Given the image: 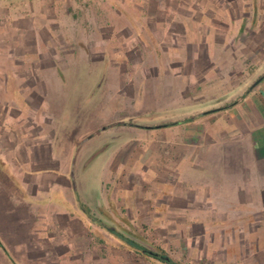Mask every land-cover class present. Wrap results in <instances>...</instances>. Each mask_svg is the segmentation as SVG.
<instances>
[{
  "label": "crops",
  "instance_id": "crops-1",
  "mask_svg": "<svg viewBox=\"0 0 264 264\" xmlns=\"http://www.w3.org/2000/svg\"><path fill=\"white\" fill-rule=\"evenodd\" d=\"M93 1L95 10L80 12L76 0H0V264L87 253L104 235L124 239L114 229L131 227V192L104 187L115 179L100 165L123 154L129 163L133 136L171 146L176 171L160 192L172 190V201L160 206L174 214L172 226L260 232L264 0L183 1L156 14L155 28L147 17L136 26L114 1ZM134 48L143 53L138 78L127 70ZM171 107L150 129L131 121Z\"/></svg>",
  "mask_w": 264,
  "mask_h": 264
},
{
  "label": "rangeland",
  "instance_id": "rangeland-1",
  "mask_svg": "<svg viewBox=\"0 0 264 264\" xmlns=\"http://www.w3.org/2000/svg\"><path fill=\"white\" fill-rule=\"evenodd\" d=\"M76 1L84 6V8L78 6L76 9L77 11L91 12L95 10L93 9V0ZM103 1L107 2L108 0ZM110 1H114L116 4L115 9L121 10V8L125 7V12L130 15L133 24L136 26H139L142 17H147L150 21H153V27L155 28L154 22L158 21L159 18H162L156 14L164 15V12L171 14V11H175V9L177 10L179 3L187 0ZM190 1L201 4L203 3V0ZM122 2L126 3V6ZM165 18L168 19L169 17L166 16ZM177 28L179 27H176V29ZM155 32L161 34L162 30L161 28L158 30L155 29ZM142 54L143 53H141L139 49L134 48L130 53V65L127 66L128 72L130 71L129 74L137 78L141 74L137 63L142 57ZM49 55L52 57L53 53L49 52ZM52 58L54 59V56ZM47 63L52 64V61L49 59ZM30 64L32 65L33 63L30 62ZM116 70L117 74H119V69ZM22 71V74H28L26 70ZM151 71L153 74L155 73L154 68L151 69ZM75 72L76 71H73V74H75ZM36 73L38 74V70ZM47 76L51 78L53 74L49 72ZM159 79L162 78L160 77ZM159 84V91H156V93L160 94V89L165 85H163V83ZM27 86L28 85L26 84V87ZM135 92L133 86H131L130 94L135 95ZM162 100L165 101L166 99ZM34 102L36 103L38 100H34ZM111 103L112 102H110V104ZM114 105V103L111 104V110ZM172 109H174V107H171V109L157 108L155 111L148 112V114H146L148 116L146 119H140L139 117L134 116L131 121L133 123L142 122L147 126L149 125V127H144L150 129V126L158 124L156 122L158 119L163 117L166 118V116L170 114L168 112L172 111ZM56 111V109H53V112ZM82 111L86 112L87 110L83 109ZM17 120H19V117ZM17 120H14L13 122L15 125L17 124ZM1 122L2 117L0 118V123ZM61 123L64 124L63 121H61ZM9 135L14 136V134L10 132ZM151 139L153 142H148ZM151 139L133 136L129 149V163L125 164L123 162V160H125L124 158H126V161L128 160V155L124 157L123 154V156L120 157L122 162L119 161L114 164L100 165L109 169L111 177L113 176L115 179L114 183L108 182V185H104V187H108L109 185L110 187H114V185H116V188H126L131 192L130 202L129 197H127V200L132 207V212L130 213L132 217L131 227L114 229L116 230V233L122 234L126 239H121L116 234L117 237H115V239L111 236L105 237L104 235L103 238L101 237L102 239L99 243L95 241L89 243V246L87 244L89 249V252L87 253L73 250L68 254V258L40 259L35 262L36 264H163L158 260L147 259L141 254L139 250L141 245L148 248H157L160 252L164 250L172 259V263L170 264H264V243L258 244L255 242L258 237L260 239L264 238V228L260 229V232L253 233L252 236L250 228L245 229L246 232L250 233L248 234L243 232L240 233L241 229L232 227L223 229V227L217 226L216 228L211 227L204 231V229L199 226H195L193 229L172 226L174 214L167 205L164 206L163 210L160 206V203H162L160 198L163 199L164 202L172 201V190L169 189L164 191V193L169 196H162L160 191L163 180L174 177L173 175L176 171V165L175 163L171 164L172 161L170 162V159L166 158L167 155H172L171 146L168 148L157 147L158 144L155 143L162 142L161 137L158 141H156L155 136ZM145 140H147V142ZM140 142H142L141 145ZM158 155L163 156L164 163H157ZM84 164L85 163H78L76 170L82 171L85 168ZM43 166L44 165L36 166V168ZM92 168H94V166ZM90 171L91 168L86 170L88 176L91 175ZM106 230L109 233H112V229L107 228ZM222 230H226L227 234H230L223 236ZM233 230L236 231V237H233ZM230 240H237V242L231 244L227 243ZM20 263L26 264L28 261H20Z\"/></svg>",
  "mask_w": 264,
  "mask_h": 264
},
{
  "label": "trees",
  "instance_id": "trees-1",
  "mask_svg": "<svg viewBox=\"0 0 264 264\" xmlns=\"http://www.w3.org/2000/svg\"><path fill=\"white\" fill-rule=\"evenodd\" d=\"M171 125H175V123L164 124V125H161L159 127H167V126H171ZM124 239H126V238L124 237ZM0 246L4 248L2 242H0ZM139 250H140L141 254H143L147 259L158 260L163 264L172 263V259L168 256V254H166V252L164 250H162V252H160V251H158L157 248H148V247H144L142 245L139 247ZM174 264H176V263H174Z\"/></svg>",
  "mask_w": 264,
  "mask_h": 264
}]
</instances>
